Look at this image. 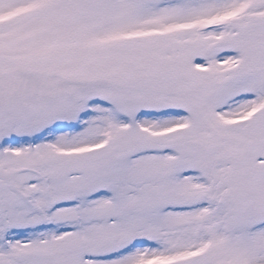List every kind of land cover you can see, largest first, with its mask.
<instances>
[{"label":"snow or ice","instance_id":"1","mask_svg":"<svg viewBox=\"0 0 264 264\" xmlns=\"http://www.w3.org/2000/svg\"><path fill=\"white\" fill-rule=\"evenodd\" d=\"M0 264H264V0H0Z\"/></svg>","mask_w":264,"mask_h":264}]
</instances>
